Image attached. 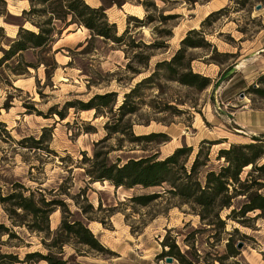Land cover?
<instances>
[{
  "label": "rangeland",
  "instance_id": "1",
  "mask_svg": "<svg viewBox=\"0 0 264 264\" xmlns=\"http://www.w3.org/2000/svg\"><path fill=\"white\" fill-rule=\"evenodd\" d=\"M0 1L5 2L4 6L0 4V27L6 37L13 39L18 31L14 24L22 22L21 18L15 17L23 10H29L30 5L27 0ZM83 1L94 7L101 5L100 0ZM195 1L190 5L186 0H157L156 10H145L137 0H127L122 7L113 5L106 11L118 34L128 28L137 44L160 43L164 48L142 47L125 53L110 43L94 40L83 53L89 32L73 25L60 37L56 36L53 44L23 52L20 60L24 65L36 68H28L23 75H11L9 80L13 88L0 87V123L8 134L0 128V183L18 181L27 188H42L46 192L57 191L62 185L71 196L88 186V203L93 207L88 218L93 220L88 221L83 216L76 218L85 222L108 252L100 255L70 242L63 247V258L69 264H167L166 258H159L162 251L168 250L164 246L166 243H175L181 253L196 264H220L216 259L225 257L228 237H232L239 255L225 258L223 264H264L263 220L254 221L252 228L227 220L223 232L202 222L196 215L197 209L169 194L170 187L166 184L130 190L114 189L107 182L87 185L79 164L83 154L92 158L95 151H108L111 162L123 163L155 154L162 160L176 149L189 147L192 152L184 159L187 170L200 149L204 153L209 151V162L199 169L202 179L205 171L217 170L223 165V160L216 158L220 149H227L231 144L249 143L250 136L264 135V99L249 90L260 87L258 77L264 73V0ZM4 10L10 16H6ZM210 13L215 14L202 26L201 22ZM27 19L41 24L46 17L32 14ZM135 19L143 20L142 26L139 27ZM62 25L56 24V27ZM23 27L35 33L38 31L28 22ZM191 30L197 32L191 35L192 39L197 40L202 35L208 46L188 49L186 54L192 59V71L209 78L210 87L197 93L165 81L160 72L140 90L142 104L138 112L125 118L132 126L133 137L160 133L167 138L131 142L126 130V134H113L100 144L106 137L104 124L115 122L114 115L95 118L93 110L69 109L63 121L56 115L45 118L51 107L61 110L67 102H87L93 95L107 92L117 94V107L124 94L155 71L156 63L168 61L174 55L180 48L181 39ZM79 45L83 46L79 48ZM0 48L7 49L1 39ZM253 53L257 54L244 60ZM135 54L151 55L147 68L137 62ZM16 60L19 58L10 63ZM239 64L237 71L214 95L216 81ZM44 128L50 129V140L49 133L44 140L52 154L17 147L16 141L23 137L37 138ZM203 141L214 145H202ZM260 163H264V159ZM248 170L244 169L242 177ZM149 195L157 196L145 206L130 200ZM62 199L71 212L76 210L71 199L65 196ZM79 202L83 206L81 199ZM228 212L222 211L221 219L225 220ZM253 216L249 214V217ZM60 220L59 210L50 216L52 232L58 228ZM0 222L10 226L1 207ZM14 231L20 235L22 243L10 244L19 243V247L3 245L2 251L16 253L20 259L25 252L47 253L41 236L24 229L14 228ZM5 240V236L0 238V242ZM171 264L178 262L173 260Z\"/></svg>",
  "mask_w": 264,
  "mask_h": 264
},
{
  "label": "trees",
  "instance_id": "2",
  "mask_svg": "<svg viewBox=\"0 0 264 264\" xmlns=\"http://www.w3.org/2000/svg\"><path fill=\"white\" fill-rule=\"evenodd\" d=\"M27 1L30 9L23 10L20 16L15 17L22 19L21 23L14 24L18 27L15 38L6 37L4 29L0 27V39L5 41L7 48H0V87L9 86L13 88L9 80L11 75H23L27 73L28 68H36L34 65H24L20 60L23 52L31 48L38 49L53 44L56 36L60 37L63 31L73 25L83 27L89 32L90 38L86 41L87 45L83 48V53H86L89 43L94 40L110 43L125 53L142 47L150 50L164 48L163 44L160 43L137 44L129 35L128 28L118 34L116 25L109 22L106 11L113 5L122 7L127 3V0H111L109 4L105 0H100L101 5L96 8L88 6L83 0ZM155 1L157 0H150V2L137 0V4L145 10L148 8L156 10ZM186 1L190 5L197 2L195 0ZM0 4L4 6L5 2L0 1ZM4 13L6 16H10L6 10ZM32 14H36L38 17H46V20L41 24L33 23L27 19ZM214 14L210 13L201 22V25L203 26ZM27 22L38 30L37 33L23 27L24 23ZM135 22L139 27L143 24V20L135 19ZM56 24L63 25L56 27ZM192 34H197V32L195 30L189 31L181 39L180 48L174 55L168 61L156 63L155 71L124 94L122 103L117 107V94L107 92L95 94L87 102H67L61 110L51 107L45 118L56 115L60 121H63L66 119L69 109L76 111L93 110L95 118L114 115L116 117L115 122L107 121L104 124L106 137L100 144L113 134H126V130L131 142L141 139L167 138L160 133L133 137L132 126L128 121H125V118L138 112L142 104L140 90L151 83L156 76H159L160 72H162L161 78L165 81L175 82L197 93H201L210 87L211 80L209 78L194 73L191 69L192 59L187 57V50L204 49L208 46L202 35L196 40L191 38ZM82 46L79 45L78 47L81 48ZM150 56V54L145 56L134 55L143 68L148 67ZM16 57L19 58L15 62L17 64L10 63ZM257 83L260 87L250 88V93L264 99V73L258 77ZM114 107H116V111H113ZM32 111L35 110L32 109ZM0 128L8 136L2 123H0ZM48 133L50 140V129L44 128L39 137H23L16 141V145L18 148L26 149L29 152L52 154L48 142L44 140ZM249 138V143L231 144L227 149H220L216 158L217 160L222 159L223 165L219 166L217 170L205 171L202 179L199 178V169L209 162V151L204 153L200 149L189 170H187L184 159L192 152L189 147L176 149L162 160H159L155 154L129 159L123 163L120 161L111 162L108 151H95L92 158H86V155L83 154L79 164L83 169V177L87 180V185L107 182L114 189L130 190L135 187L153 188L166 184L170 187L167 192L194 206L197 209L196 215L210 228L216 226L224 232L227 220H232L242 227L252 228L254 221L259 219L264 221V163H260L264 159V135L250 136ZM203 144L214 145L208 141H203ZM202 156L204 157L203 161H201ZM61 160L63 161V159ZM244 169L249 170L242 177ZM87 191L88 186L71 196L62 185L57 191L53 189L46 192L42 188H27L18 181L3 185L0 183V207L10 223V226H6L0 222V238L6 237L5 241L0 242V264H38L42 261L45 264H69L68 260L63 258V247L70 242L77 246L86 247L100 255L107 253V249L100 244L85 222L76 218L83 216L88 221L93 220L88 218V215L93 213V207L88 203ZM62 196L71 199L76 207L74 212L69 210ZM156 196L133 197L130 200L145 206ZM80 199L83 206L80 205ZM98 208H100V204ZM57 210L61 213V220L58 228L52 232L50 230V216ZM225 210L229 212L223 220L221 213ZM249 214H254V216L249 217ZM14 228L24 229L30 234L41 236V243L47 253L25 252L20 259L16 253L2 251L3 245H10L12 242L22 243L20 235L14 231ZM10 246L19 247L20 244ZM164 246L168 247V250L162 251L159 258L170 257L176 260L178 264H196L187 259L175 243L169 245L166 243ZM225 252V257L216 259L220 264H223L225 258H234L239 255L234 248L232 237H228L225 243Z\"/></svg>",
  "mask_w": 264,
  "mask_h": 264
},
{
  "label": "water",
  "instance_id": "3",
  "mask_svg": "<svg viewBox=\"0 0 264 264\" xmlns=\"http://www.w3.org/2000/svg\"><path fill=\"white\" fill-rule=\"evenodd\" d=\"M257 53H253V54H251L249 57H247V58H245L244 60H247V59H249V58H252V57H254L255 55H256ZM237 67L236 66H234V67H232V68H230L228 71H226L217 81H216V83H215V85H214V88H213V94L214 95H217L218 94V91L220 90V88H221V86L227 81V80H229L230 78H231V76L237 71ZM236 132H238L239 134H241V135H244V136H250V135H248L246 132H244V131H242V130H236ZM238 248H240V246L238 247ZM165 262L167 263V264H171L172 262H173V259L172 258H170V257H167L166 259H165Z\"/></svg>",
  "mask_w": 264,
  "mask_h": 264
},
{
  "label": "crops",
  "instance_id": "4",
  "mask_svg": "<svg viewBox=\"0 0 264 264\" xmlns=\"http://www.w3.org/2000/svg\"><path fill=\"white\" fill-rule=\"evenodd\" d=\"M93 1L95 2V0H93ZM85 3H86L88 6L93 7V8H96V7L98 6V5L95 6V7H94V6H91V5H89L86 1H85Z\"/></svg>",
  "mask_w": 264,
  "mask_h": 264
},
{
  "label": "bare ground",
  "instance_id": "5",
  "mask_svg": "<svg viewBox=\"0 0 264 264\" xmlns=\"http://www.w3.org/2000/svg\"><path fill=\"white\" fill-rule=\"evenodd\" d=\"M240 66V64L238 66H236L237 68ZM95 185H97V183H95Z\"/></svg>",
  "mask_w": 264,
  "mask_h": 264
}]
</instances>
